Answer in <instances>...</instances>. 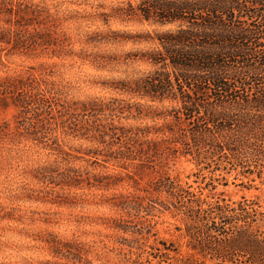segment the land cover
Instances as JSON below:
<instances>
[{
  "label": "rangeland",
  "instance_id": "obj_1",
  "mask_svg": "<svg viewBox=\"0 0 264 264\" xmlns=\"http://www.w3.org/2000/svg\"><path fill=\"white\" fill-rule=\"evenodd\" d=\"M128 1L0 0V264H179L173 251L156 256L163 242L186 256L145 189L192 164L117 137L169 120L166 104L124 90L149 68L137 55L150 43L133 38L160 29L107 16ZM108 29L133 38L103 44ZM226 179L217 191L257 193Z\"/></svg>",
  "mask_w": 264,
  "mask_h": 264
},
{
  "label": "trees",
  "instance_id": "obj_2",
  "mask_svg": "<svg viewBox=\"0 0 264 264\" xmlns=\"http://www.w3.org/2000/svg\"><path fill=\"white\" fill-rule=\"evenodd\" d=\"M133 14L160 29L134 38L108 29L101 43H150L137 55L148 70L124 90L166 104L169 120L117 137H141L143 151L193 166L185 179L163 171L145 189L186 249L184 256L163 242L156 256L264 264V0H135L107 16ZM230 174L240 190L257 193L217 191Z\"/></svg>",
  "mask_w": 264,
  "mask_h": 264
}]
</instances>
